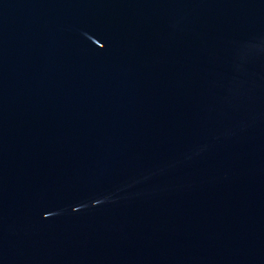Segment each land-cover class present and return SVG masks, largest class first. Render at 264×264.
Returning <instances> with one entry per match:
<instances>
[{
    "label": "water",
    "instance_id": "water-1",
    "mask_svg": "<svg viewBox=\"0 0 264 264\" xmlns=\"http://www.w3.org/2000/svg\"><path fill=\"white\" fill-rule=\"evenodd\" d=\"M0 264H264V0H0Z\"/></svg>",
    "mask_w": 264,
    "mask_h": 264
}]
</instances>
